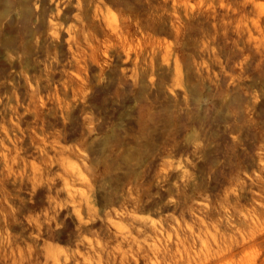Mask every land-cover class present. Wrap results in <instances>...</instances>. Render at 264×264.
<instances>
[{"label": "rangeland", "instance_id": "rangeland-1", "mask_svg": "<svg viewBox=\"0 0 264 264\" xmlns=\"http://www.w3.org/2000/svg\"><path fill=\"white\" fill-rule=\"evenodd\" d=\"M97 1L85 110L0 64V264H264V0Z\"/></svg>", "mask_w": 264, "mask_h": 264}, {"label": "bare ground", "instance_id": "bare-ground-1", "mask_svg": "<svg viewBox=\"0 0 264 264\" xmlns=\"http://www.w3.org/2000/svg\"><path fill=\"white\" fill-rule=\"evenodd\" d=\"M97 2L0 0V64L6 72L10 71L7 72L8 77L17 74L26 81H38V85L31 89L30 101L26 105L28 110L61 109L69 114L70 111L85 110L86 106L83 101H79V97L90 95L87 89L94 87L92 82L100 75L95 72L93 81H88L82 75V70L87 71L91 65H95L101 67L100 72H103L104 67L99 63L102 47L105 48L102 55L108 56V52L115 49L119 57L125 56L126 61L133 59L132 52L127 49V36L121 34L115 38L116 32L102 25ZM76 20H79L78 24L74 23ZM141 56L142 53L137 55L139 59ZM115 71L112 70L111 74ZM23 87H26L25 84ZM145 90V74L142 73L138 98L143 97ZM48 91H55L57 94L63 92L71 96V99L48 104L44 99L45 95H42ZM116 93L120 95L119 91ZM37 96H40L41 102L36 99ZM179 102L175 98L161 109H144L141 112V122L145 125L146 122L164 118L165 122L170 123L174 119L173 110ZM238 128L240 130L243 126ZM129 159L127 157L125 160Z\"/></svg>", "mask_w": 264, "mask_h": 264}]
</instances>
